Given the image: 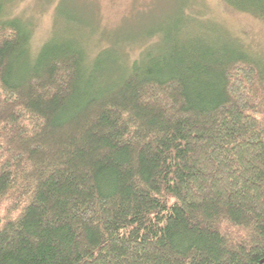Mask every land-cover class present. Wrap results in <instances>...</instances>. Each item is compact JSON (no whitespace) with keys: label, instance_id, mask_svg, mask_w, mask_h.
<instances>
[{"label":"trees","instance_id":"16d2710c","mask_svg":"<svg viewBox=\"0 0 264 264\" xmlns=\"http://www.w3.org/2000/svg\"><path fill=\"white\" fill-rule=\"evenodd\" d=\"M12 1L0 264H264V52L187 31L189 0L132 58L114 42L88 54L61 0L33 44ZM219 2L264 23V0Z\"/></svg>","mask_w":264,"mask_h":264},{"label":"rangeland","instance_id":"374dc122","mask_svg":"<svg viewBox=\"0 0 264 264\" xmlns=\"http://www.w3.org/2000/svg\"><path fill=\"white\" fill-rule=\"evenodd\" d=\"M56 0H13L11 11L31 21L34 33L32 43L46 38L54 26L53 8ZM61 0L60 9L66 8L83 21L88 35L84 42L88 54L92 55L105 44H116L125 57L132 58L147 42L153 45L162 38L159 30L180 9V0ZM190 18L185 22L187 31L214 33L224 38L238 40L252 51L264 52V23L251 15L229 11L219 0H189ZM87 23V24H86ZM216 24L212 30L207 24ZM89 26V27H88ZM78 26L80 30H84ZM91 31H90V30ZM145 33V37L142 34ZM239 36V37H237ZM148 37V38H147Z\"/></svg>","mask_w":264,"mask_h":264}]
</instances>
